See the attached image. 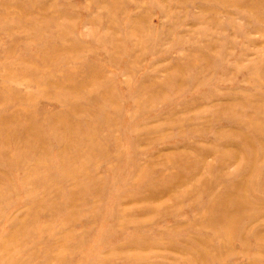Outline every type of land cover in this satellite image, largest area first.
I'll return each mask as SVG.
<instances>
[{
  "label": "rangeland",
  "instance_id": "rangeland-1",
  "mask_svg": "<svg viewBox=\"0 0 264 264\" xmlns=\"http://www.w3.org/2000/svg\"><path fill=\"white\" fill-rule=\"evenodd\" d=\"M0 264H264V0H0Z\"/></svg>",
  "mask_w": 264,
  "mask_h": 264
}]
</instances>
